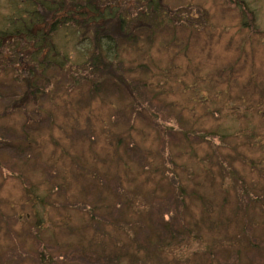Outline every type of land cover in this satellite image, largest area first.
Here are the masks:
<instances>
[{"label":"rangeland","instance_id":"rangeland-1","mask_svg":"<svg viewBox=\"0 0 264 264\" xmlns=\"http://www.w3.org/2000/svg\"><path fill=\"white\" fill-rule=\"evenodd\" d=\"M118 1L123 91L92 86L86 38H55L34 104L22 45L0 55V264H264V0Z\"/></svg>","mask_w":264,"mask_h":264},{"label":"trees","instance_id":"trees-1","mask_svg":"<svg viewBox=\"0 0 264 264\" xmlns=\"http://www.w3.org/2000/svg\"><path fill=\"white\" fill-rule=\"evenodd\" d=\"M113 3L100 4L97 0H37L27 3L23 0V4L18 5L17 0L12 1L11 13L2 23L5 28H0V55L6 45L13 43L24 48L17 61L29 57L31 67L22 79L24 91L21 101L36 103L44 95L43 88L36 84L37 79H46L50 71L62 70L67 62L66 48L55 42L58 36L76 37L79 44L86 38L88 45L78 52L77 58L82 60L81 64L85 63L88 74L97 78L92 82L88 79L96 91L103 89L100 87L104 83L102 81L109 78L111 81L107 82L111 88L123 91L113 64L118 63L121 43L136 41V37L129 34L134 20L129 18V14L134 8L118 0ZM141 3L146 11L156 16L161 12L160 0ZM155 20L152 18V22ZM127 91L132 99V91Z\"/></svg>","mask_w":264,"mask_h":264}]
</instances>
